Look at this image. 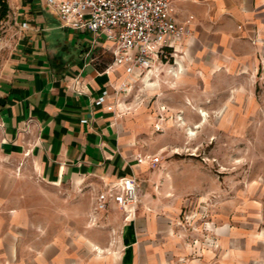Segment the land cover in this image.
<instances>
[{"label": "crops", "instance_id": "0c3cea01", "mask_svg": "<svg viewBox=\"0 0 264 264\" xmlns=\"http://www.w3.org/2000/svg\"><path fill=\"white\" fill-rule=\"evenodd\" d=\"M4 1L0 264H264V199L228 207L223 223L207 224L214 242L197 230L195 244L152 184L132 211L113 201L96 208L100 192L154 165L135 162L142 155L123 144L122 78L151 76L172 56L168 71L188 89L175 96L178 107L190 116L194 104L222 107L264 62V0H175L182 18L195 16L191 34L151 70L130 76L113 64L104 35L65 27L46 0Z\"/></svg>", "mask_w": 264, "mask_h": 264}, {"label": "rangeland", "instance_id": "374dc122", "mask_svg": "<svg viewBox=\"0 0 264 264\" xmlns=\"http://www.w3.org/2000/svg\"><path fill=\"white\" fill-rule=\"evenodd\" d=\"M105 58L112 61L110 53ZM174 59L170 56L171 66L151 76L120 81L123 144L135 156L160 157L158 163L138 168L139 193L152 184L153 195L179 213L176 225L189 243H197L192 234L197 230L204 243H213L208 222L223 223L228 207L237 211L239 203L264 199V62L257 76L242 78L241 86L233 87L224 106L203 109L208 115L202 118V108L195 104L192 116L178 107L175 96L186 97L188 89L177 82L174 70L168 71Z\"/></svg>", "mask_w": 264, "mask_h": 264}, {"label": "built area", "instance_id": "2783aa9c", "mask_svg": "<svg viewBox=\"0 0 264 264\" xmlns=\"http://www.w3.org/2000/svg\"><path fill=\"white\" fill-rule=\"evenodd\" d=\"M65 27L104 35L113 54V64L123 65L128 76L151 70L158 59L168 58L176 41L191 34L195 16L182 18L175 0H46ZM2 21H0V26ZM3 26H1L2 28ZM108 91L97 100L105 102ZM138 163L156 164L157 155L146 154ZM139 183L128 175L100 192L96 208L105 210L109 201L132 211L139 202Z\"/></svg>", "mask_w": 264, "mask_h": 264}, {"label": "trees", "instance_id": "16d2710c", "mask_svg": "<svg viewBox=\"0 0 264 264\" xmlns=\"http://www.w3.org/2000/svg\"><path fill=\"white\" fill-rule=\"evenodd\" d=\"M5 8H6L5 1L4 0H0V20L6 14Z\"/></svg>", "mask_w": 264, "mask_h": 264}, {"label": "bare ground", "instance_id": "6f19581e", "mask_svg": "<svg viewBox=\"0 0 264 264\" xmlns=\"http://www.w3.org/2000/svg\"><path fill=\"white\" fill-rule=\"evenodd\" d=\"M199 112H200V115L202 116V118H204V117L206 118L207 115H208V113L206 111H204L203 109L199 110ZM198 126H200V125H198ZM189 133L191 135H195L196 134V132L193 129H191Z\"/></svg>", "mask_w": 264, "mask_h": 264}]
</instances>
